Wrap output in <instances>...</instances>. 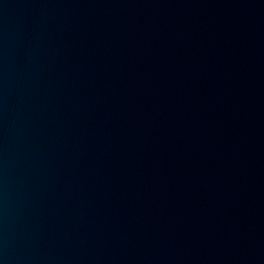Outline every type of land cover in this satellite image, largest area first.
<instances>
[{
    "label": "water",
    "instance_id": "1",
    "mask_svg": "<svg viewBox=\"0 0 264 264\" xmlns=\"http://www.w3.org/2000/svg\"><path fill=\"white\" fill-rule=\"evenodd\" d=\"M0 264H264V0H0Z\"/></svg>",
    "mask_w": 264,
    "mask_h": 264
}]
</instances>
